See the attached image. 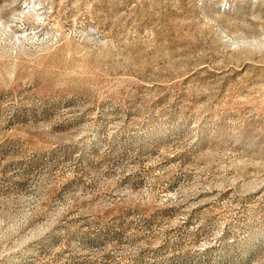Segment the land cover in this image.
<instances>
[{
    "label": "rangeland",
    "instance_id": "374dc122",
    "mask_svg": "<svg viewBox=\"0 0 264 264\" xmlns=\"http://www.w3.org/2000/svg\"><path fill=\"white\" fill-rule=\"evenodd\" d=\"M0 264H264V0H0Z\"/></svg>",
    "mask_w": 264,
    "mask_h": 264
}]
</instances>
